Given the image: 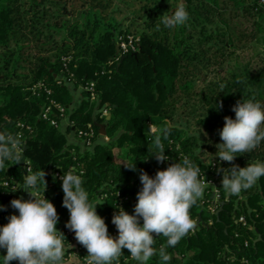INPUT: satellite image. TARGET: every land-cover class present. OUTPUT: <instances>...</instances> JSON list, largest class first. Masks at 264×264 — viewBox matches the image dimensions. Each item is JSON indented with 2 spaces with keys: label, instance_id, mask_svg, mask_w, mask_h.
Here are the masks:
<instances>
[{
  "label": "trees",
  "instance_id": "16d2710c",
  "mask_svg": "<svg viewBox=\"0 0 264 264\" xmlns=\"http://www.w3.org/2000/svg\"><path fill=\"white\" fill-rule=\"evenodd\" d=\"M74 1H81V8L73 4L68 9L69 0H0V133L11 134L26 146L35 173L45 171L38 188L56 206L57 228L64 233L65 244L70 239L66 236L70 212L63 206L62 180L56 171L65 172L73 164L84 169L83 186L89 200H106L97 206V212L105 218L109 234L116 232L118 237L112 223L113 192L129 196L124 209L134 214L137 193L143 187L141 171L154 177L178 162L180 153L203 170L210 171L216 161L213 174L226 164L232 166L215 157L225 117L235 119L233 106L244 96L264 103V8L259 0H184L189 19L171 30L159 22L162 14L171 12L163 5L174 0H139L144 2L143 30L136 51L123 59L116 49L118 37L136 31L124 28L123 21L110 14L113 0ZM237 17H248L251 28L236 29ZM55 36L61 39L56 44ZM244 38L254 39L261 49L242 57L239 49ZM22 42L33 46H22L19 51L11 48ZM34 47L36 52L31 51ZM51 50L55 51L53 57ZM197 62L207 69V76L200 75ZM42 81L52 89L51 94L38 86ZM92 81L96 100L86 89ZM78 90L80 98L75 95ZM183 96L200 100L210 110L199 122L204 129L201 133L170 124ZM51 99L65 107V120L56 112L42 117ZM221 101L223 106L218 108ZM104 109L108 115H103ZM52 118L58 120V126L51 124ZM163 124L166 126L161 128ZM89 125L95 131L90 144L79 136ZM149 125L158 127L156 135L169 157L163 163L151 156L156 149ZM70 133L78 143L69 142ZM250 161L264 162V141L251 153L237 156L234 163L245 167ZM134 164L135 171L127 167ZM3 179L23 180L15 161H5L0 169ZM221 186L219 180L222 210L218 209V214L210 211L212 191L206 189L190 210L194 230L175 247L167 248L172 257L167 264H264V177L238 196L227 194ZM21 193L9 195L0 187V205H11ZM240 215H245L253 228L235 223ZM8 222L0 220V227ZM247 239L249 245H245ZM166 240L155 237L154 247L159 249ZM79 253L88 254L82 245ZM4 255L6 249H0V264ZM243 257L249 263L242 262ZM118 264L139 262L125 249ZM148 264L162 262L157 255Z\"/></svg>",
  "mask_w": 264,
  "mask_h": 264
},
{
  "label": "clouds",
  "instance_id": "9594fccd",
  "mask_svg": "<svg viewBox=\"0 0 264 264\" xmlns=\"http://www.w3.org/2000/svg\"><path fill=\"white\" fill-rule=\"evenodd\" d=\"M172 9L170 13L162 14L159 22L170 30L186 24L189 19L183 0ZM222 106L221 101L218 108ZM232 110L235 119L225 117L224 127L219 131L222 142L216 145L215 157L232 165L230 168L221 167L218 172L223 173L221 187L225 192L238 196L264 177L262 161H250L245 167L234 163L237 156L251 153L264 141V103L244 96ZM149 131L155 136L156 151L151 156L163 163L169 157L165 154L161 138L152 125H149ZM22 156L20 140L11 134L0 133V169L4 168L5 161L19 163ZM127 167L136 170L135 164ZM45 176V171L33 173L27 168L23 182L11 189L17 191L22 187L30 194V199L20 197L10 202L19 214H12L9 222L0 227V249H6L3 264L13 261L19 264H68L65 255L69 245L65 244L64 233L57 228L59 214L56 206L38 192L39 181L45 180ZM82 176L83 172L69 169L60 179L64 192L63 206L70 212L66 227L87 249L86 264H118L125 249L139 264H148L157 255L162 264H167L172 258L167 248L175 247L190 230H194L195 221L190 210L203 198L207 187L199 166L183 153H180L178 162L159 170L154 177L141 171L143 187L137 193L134 214L119 207L112 218L118 230V237H114L109 234L105 218L97 212V206L106 200L90 201ZM4 207L0 205V210ZM157 236L167 238L166 244L159 249L154 247Z\"/></svg>",
  "mask_w": 264,
  "mask_h": 264
},
{
  "label": "built area",
  "instance_id": "2783aa9c",
  "mask_svg": "<svg viewBox=\"0 0 264 264\" xmlns=\"http://www.w3.org/2000/svg\"><path fill=\"white\" fill-rule=\"evenodd\" d=\"M259 4L264 8V0H259ZM139 41V36L132 34V33H122L119 35L118 37V46L120 48V51L118 52V57L124 56L125 54L131 53L136 51L137 49V43ZM38 86L40 88H43L48 94L52 93V89L49 88L45 82H40L38 84ZM34 91L36 88H32ZM90 94H91V99L92 100H96L98 97V94L95 90V81H92L86 88ZM56 109V111H55ZM57 113L59 114V116L61 118H63V120L66 119V109L63 105L59 104L58 102H56L54 99L50 100V104L45 107V109L43 110V114L42 117L43 118H49L51 113ZM109 112L107 109L103 110V115H108ZM51 124L58 126V120L55 118L51 119ZM18 125L22 126V127H26L27 129L31 130V127L25 126L24 123H19ZM79 136L80 138L87 140V142L90 144L92 142L93 137L95 136V131L93 129V127L91 125H89V130L84 131V130H80L79 131ZM19 137H22V133H19ZM22 144L23 147V156L22 159L19 163H17L19 165V169L22 173V179H24V176L27 175V168H30L32 170L33 173L34 172V166L32 161L27 157L26 152H25V148L26 146ZM179 147V146H178ZM76 159V158H75ZM226 167L230 166V165H225ZM218 167V163L215 161L212 163L211 166V170L209 171L208 169H201V174L205 176V181L207 183V187L206 189L210 188L212 191V202L209 204L208 208L210 209L211 212H218V209H220V204L223 202V199L221 198V190L219 188V180L218 178L215 176V174L212 173V170H214L215 168ZM69 169H75L77 173L83 172L84 173V169H81L77 164H73L69 167ZM68 169V170H69ZM66 172V171H65ZM62 171H56L55 175L60 179V177L65 173ZM23 180H19L16 179V181H12L10 179H3L0 180V187H5L8 191L9 195L15 194L18 191H22L20 197H23L25 200L30 199V194L28 192H26L22 187L19 188V190L17 191H12L11 189L13 187H16L17 185H19L20 183H22ZM205 189V190H206ZM210 191V190H209ZM38 192L41 196L45 195L47 198V195L38 188ZM119 193V195H118ZM112 195L116 196L115 202H114V208H113V212L116 213L119 211V207L122 206L123 208L124 203L126 201H128L129 196L123 195L121 191L118 192H113ZM107 194H104L103 197H106ZM220 203V204H219ZM5 206L4 209L0 210V220H4L7 221L8 219L6 218L7 215H9L7 213L8 210H13V207L11 205H3ZM235 223L237 224H242L245 227L248 228H253V225L249 222L248 218L245 215H240L237 218H235L234 220ZM66 236L69 237L72 242H74V244H76L74 246V250L72 252L69 253V255L73 256V257H77L79 259V263L78 264H86V255L81 256L79 253V250L81 248V244L76 240L75 238V233L73 231H71L69 228L66 229ZM114 237H117L116 232L113 235ZM250 241L247 239L245 241V245H249ZM67 245V244H66ZM235 256H232L231 260H234ZM242 262L245 263H249V259L247 257H243L241 259Z\"/></svg>",
  "mask_w": 264,
  "mask_h": 264
},
{
  "label": "rangeland",
  "instance_id": "374dc122",
  "mask_svg": "<svg viewBox=\"0 0 264 264\" xmlns=\"http://www.w3.org/2000/svg\"><path fill=\"white\" fill-rule=\"evenodd\" d=\"M180 0H174L170 2L169 4L163 5L164 9L167 8V10H172L176 4L179 3ZM144 2L139 1V0H113L111 6L109 7L108 11L110 14L116 18L117 20H121L124 23V28H131L132 30H135L136 33L132 32V34L139 35V33L143 30L142 29V24L145 20L144 14L141 12V6ZM73 4L76 6V9L81 8L80 4L81 1H74V0H69L68 3V9H72ZM235 24L237 25L236 29L238 28H251V20L248 17H237L235 18ZM131 25V27H129ZM241 31H238V34H240ZM55 44L57 42H60L61 39L59 36H55ZM53 43V45H55ZM241 46H240V54L242 57H249L255 50L254 49H261V46L258 42H256L252 38H244L243 41H241ZM32 45V43H27V42H22L19 45H12V49H16L19 51L20 47L22 46H28ZM32 52H36L37 49L36 47L31 49ZM244 51V52H243ZM50 56L53 57L55 51H49ZM45 55H48L49 53H44ZM18 58V54L15 56V60ZM197 67H198V72L200 73L201 76L205 77L207 76V69L203 67V65L200 62H197ZM221 72V71H220ZM224 74H227V69L222 70ZM26 73V72H25ZM76 97L79 96L81 97V90H78L75 93ZM177 110H176V115L174 120H170V124H177L181 127H184L194 133H201V126H199V122L201 123L205 120V118L210 114V110L208 107H206L200 100L198 99H192L188 98L187 96H183L179 99L177 103ZM205 123V122H204ZM166 125H162L161 128L165 127ZM156 130L157 127L153 126ZM204 131V129H203ZM68 140L69 142H77L78 139L74 136L73 133H70L68 135ZM211 143V142H209ZM210 149V148H209ZM207 152H209L208 148H206ZM207 161V160H206ZM231 166L224 167V168H230ZM215 176L218 178V180H222L223 173L219 172L216 173ZM9 215H7V219L12 215V214H17L18 215V210L13 209V210H8L7 212ZM9 221V219L7 220ZM69 245V249L66 252L65 259L68 261V264H78L79 259L77 257H73L69 255L70 252L74 250V242H72L71 239L68 240L67 242ZM71 245L73 247H71Z\"/></svg>",
  "mask_w": 264,
  "mask_h": 264
},
{
  "label": "water",
  "instance_id": "95a60500",
  "mask_svg": "<svg viewBox=\"0 0 264 264\" xmlns=\"http://www.w3.org/2000/svg\"><path fill=\"white\" fill-rule=\"evenodd\" d=\"M116 49H117V52H119V51H120V48H119V46H118V45H117ZM124 57H125V56H121V58H122V59H123ZM221 204H222V206L220 207L219 211H220V210H222V208H223V205H224V202H222ZM219 211L217 212V214L219 213ZM258 239H260V237H259Z\"/></svg>",
  "mask_w": 264,
  "mask_h": 264
},
{
  "label": "crops",
  "instance_id": "0c3cea01",
  "mask_svg": "<svg viewBox=\"0 0 264 264\" xmlns=\"http://www.w3.org/2000/svg\"><path fill=\"white\" fill-rule=\"evenodd\" d=\"M184 1V0H183ZM180 2V1H179ZM77 98H80L79 96H77ZM152 126H156V125H152ZM157 127V126H156ZM157 129H158V127H157ZM106 139H108V137H106Z\"/></svg>",
  "mask_w": 264,
  "mask_h": 264
}]
</instances>
